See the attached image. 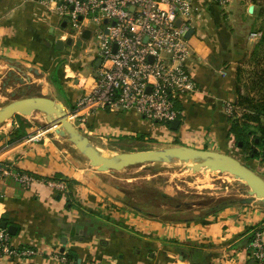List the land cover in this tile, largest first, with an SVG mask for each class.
Segmentation results:
<instances>
[{"label":"crops","instance_id":"1","mask_svg":"<svg viewBox=\"0 0 264 264\" xmlns=\"http://www.w3.org/2000/svg\"><path fill=\"white\" fill-rule=\"evenodd\" d=\"M263 22L254 3L193 0L194 32L188 37L191 55L186 66L199 91L179 104L183 111L179 129L169 132L132 112L95 109L86 114L82 133L102 146L124 137L138 142L186 139L189 143L182 144L238 157L242 144L231 130L228 107L239 108L242 84L237 81L242 67L254 58ZM70 30L40 0H0V66L6 68L8 83H16L14 89L36 85L38 91L29 96H49L72 110L93 87L99 65L96 45L83 35L73 39ZM69 38L77 41L72 51L66 50ZM60 40L63 48L57 45ZM18 128L14 123L2 132L0 168L63 180L67 189L62 193L44 182L26 189L13 175L0 172V229L10 235L14 251H30L23 256L0 250V264H264L250 248L252 235L264 229V203L258 199L249 204L237 199L198 217L168 219L155 211L159 207L153 200L157 194L170 197L169 191L134 206L129 202L131 192L116 176L121 171L109 173L92 166L69 141L48 131L38 140H29L35 130L17 138ZM251 158L256 167L252 169L264 177V157ZM174 205L180 214L183 204ZM71 252L77 255L73 260L68 259Z\"/></svg>","mask_w":264,"mask_h":264},{"label":"built area","instance_id":"2","mask_svg":"<svg viewBox=\"0 0 264 264\" xmlns=\"http://www.w3.org/2000/svg\"><path fill=\"white\" fill-rule=\"evenodd\" d=\"M70 25L69 36L79 39L86 30L95 40L100 65L94 72L93 87L79 97L69 111L81 131L86 129V114L95 109L138 114L145 121L167 127L182 121L179 104L183 98L199 91V85L188 70L191 55L187 34L191 29L193 0H40ZM225 5L227 0H213ZM253 33V36H260ZM223 76L226 72L221 71ZM235 106L228 107L232 115ZM85 112V113H81ZM45 131L38 130L29 140H38ZM13 175L28 189L44 182L65 193V181L45 180L24 172L0 168ZM250 248L253 257L264 263V231H255ZM0 250L14 251L10 235L0 229Z\"/></svg>","mask_w":264,"mask_h":264},{"label":"rangeland","instance_id":"3","mask_svg":"<svg viewBox=\"0 0 264 264\" xmlns=\"http://www.w3.org/2000/svg\"><path fill=\"white\" fill-rule=\"evenodd\" d=\"M229 1L230 0H227L225 5H227ZM243 1L256 4L260 8V12L264 19V0ZM262 25L260 31L263 33L264 24ZM89 40L91 45H94L95 47V40L92 37ZM73 43L76 45L77 41ZM258 44L254 46L255 52L257 51ZM73 49L72 45L66 46L67 51H72ZM75 50H77V48H75ZM86 50L87 52L90 51L88 48ZM82 53L87 55L85 49L82 50ZM92 64L93 63H88L90 66ZM246 64L247 66L242 67V78H239L237 81L242 84L241 95L242 97H249L254 101L264 102V90L261 91L259 86L253 84L256 77L255 71L257 61L249 59ZM5 69L6 68L3 66H0V107L9 103L13 99L12 93H16V97L18 98H23L29 96L34 91H38L36 85L33 86L34 89H27L26 87L14 89L13 87L16 83H12L11 85L8 83L9 78ZM237 90L239 91V86H237ZM253 114L254 109L245 105L239 108L235 107L233 116H235L234 119L241 120L240 123H244L243 119H246L247 115ZM14 123L19 125L18 129H21L22 133L33 130L38 131L41 129L43 131H48V133H52L61 139L64 138L57 134L55 129L47 128V125H49L50 122L41 112L20 114L5 123L0 124V137L3 135L2 132H4L5 129H8V127H11ZM261 123L264 125V118H262ZM252 125L256 127L257 124L252 123ZM64 139L69 141L67 138ZM175 141L178 143H172V141L165 140L164 138H152L148 141L138 142L133 137H124L121 141L116 142L115 144L109 142L105 146H99L105 151L116 154L137 150L162 149L175 144L189 143L186 139L183 141L177 139ZM68 143L75 147L72 142L69 141ZM259 150L257 151L259 152ZM260 153L262 154V151H260ZM237 156V158L247 166L256 168L251 161V154H247L243 151V153L241 152L237 154ZM103 171L114 173L109 169H103ZM115 173H117L116 176L119 180L124 181V187L131 192L129 202L134 206L142 205L153 196L152 194L155 195L159 191H169L172 194L170 197L162 198L157 194L153 200L159 207V209H155V211L168 219H180L182 217L191 216L198 217L206 212H212L222 201H237V199L249 197L248 191L250 188L233 174L229 172L215 171L212 168H203L199 171H194L193 169L187 168L185 164L179 162L136 165ZM175 203L183 204V207H181L183 211L180 214L175 211ZM185 203L193 205V209H187ZM207 207L210 209L208 210Z\"/></svg>","mask_w":264,"mask_h":264},{"label":"water","instance_id":"4","mask_svg":"<svg viewBox=\"0 0 264 264\" xmlns=\"http://www.w3.org/2000/svg\"><path fill=\"white\" fill-rule=\"evenodd\" d=\"M194 30L191 28L187 37H191ZM84 39L91 38V31L86 30L83 33ZM73 39L69 38L68 45L73 44ZM58 47L63 48L65 42L58 41ZM82 45V40L78 41V46ZM101 60L98 59L97 65ZM13 99L0 107V124L16 117L20 114L41 112L49 120L47 128L57 127L55 132L60 136L67 138L74 146L86 156L91 165L99 169H109L112 171H123L126 168L148 163H170L179 162L186 165L187 168L199 171L203 168H212L215 171L229 172L242 180L249 187L247 198L239 201L242 204L253 203L255 199L264 203V177L251 167L244 164L236 156L213 149H201L184 144H175L162 149L137 150L130 152L110 153L95 144L87 135L75 126L70 118L69 111L55 98L49 96H27L23 98L16 97L12 93ZM181 120L177 119L170 125L172 131L178 130ZM2 227L6 228L7 223ZM14 226L9 227L10 231Z\"/></svg>","mask_w":264,"mask_h":264},{"label":"trees","instance_id":"5","mask_svg":"<svg viewBox=\"0 0 264 264\" xmlns=\"http://www.w3.org/2000/svg\"><path fill=\"white\" fill-rule=\"evenodd\" d=\"M257 51L254 53L253 60L257 61V67L255 71V80L253 82L254 85L259 86L260 90H264V28H263V36L260 40V43L257 45ZM247 103V104H245ZM248 105L254 109L253 115H247L244 123H240L241 120L234 119L235 116L231 115L232 121V132L235 135L236 141L241 145L243 151L247 154H251L252 157L263 158L264 157V125H262V118H264V102L263 101H254L249 97H242L239 95L238 106L242 107ZM252 123H256V127L252 125ZM28 132L22 133L21 129L16 130L15 135L17 138L27 136ZM260 134V135H259ZM175 143H178L175 141ZM255 146V147H254ZM261 149V150H259ZM259 150V152L257 151ZM262 151V154L260 153ZM164 197V194H162ZM229 201L220 202L214 210L223 208L227 206ZM264 230L263 228L257 229ZM255 234L252 235V239L255 237ZM252 242V241H251ZM250 242V244H251ZM252 253V249H251ZM77 257L76 253L71 252L68 254V259L73 260Z\"/></svg>","mask_w":264,"mask_h":264},{"label":"bare ground","instance_id":"6","mask_svg":"<svg viewBox=\"0 0 264 264\" xmlns=\"http://www.w3.org/2000/svg\"><path fill=\"white\" fill-rule=\"evenodd\" d=\"M58 127V126H57ZM57 127H53V129H56ZM59 128V127H58Z\"/></svg>","mask_w":264,"mask_h":264}]
</instances>
